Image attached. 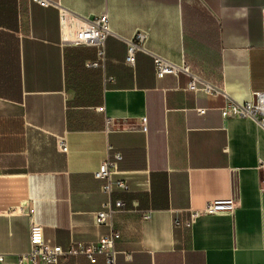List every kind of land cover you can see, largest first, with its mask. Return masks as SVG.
<instances>
[{
	"label": "crops",
	"instance_id": "crops-1",
	"mask_svg": "<svg viewBox=\"0 0 264 264\" xmlns=\"http://www.w3.org/2000/svg\"><path fill=\"white\" fill-rule=\"evenodd\" d=\"M52 1L0 0L4 264L29 250L32 221L65 248L110 232L95 222L107 195L94 173L114 151L122 154L116 177L128 187L114 194L127 208L114 217L117 264H264V129L224 118L225 98L187 90L183 74L158 78L144 51L127 63L125 42L143 32L144 48L186 59L246 101L264 92V0ZM102 13L116 35L106 40L104 64L94 66L97 49L69 41L81 16ZM63 134L68 152L57 147ZM235 192L233 212L192 219ZM57 264L105 259L76 255Z\"/></svg>",
	"mask_w": 264,
	"mask_h": 264
},
{
	"label": "built area",
	"instance_id": "built-area-1",
	"mask_svg": "<svg viewBox=\"0 0 264 264\" xmlns=\"http://www.w3.org/2000/svg\"><path fill=\"white\" fill-rule=\"evenodd\" d=\"M43 6H49L52 0H33ZM84 24L76 31L75 36L69 41L74 45H89L97 49V58L92 61L94 66H102L106 59V40L109 36L116 35L109 27L108 17L102 13L95 17L81 16ZM146 35L143 32L137 33L133 39H125L128 46L126 61L129 64L135 63L137 51H144L152 56L155 73L158 78L168 74H183L188 78L186 89L193 92H203L213 97H224L225 104L221 108L224 118H242L256 122L264 129V92H253L246 101H239L231 97L225 89L219 85L205 79L196 73L191 64L183 59L175 62L160 54L154 53L143 47ZM201 113L205 109L199 110ZM142 128L146 129V118L142 119ZM113 119H108V127L113 124ZM57 147L62 152H68V141L66 134L58 135L56 139ZM110 150H112L110 148ZM122 159L119 151L109 154L95 171V176L104 180L102 191L107 195V200L102 208L95 214L97 225L109 226L110 232L102 235L99 239L91 242L73 241L68 247L53 244L44 237L43 227L40 223L32 221L30 231V248L28 251L18 254V264H57L61 259L70 256L84 255L91 262H96L99 255H103L105 264H117L116 242L121 233L114 225L116 214L127 211L123 199L115 198L114 194L119 191H127L128 187L123 178L116 177L119 173L118 162ZM264 189V182H263ZM238 205L236 192L226 199H220L208 203L204 208L192 211V219L202 214H216L233 212ZM149 211H142V218H150ZM192 219L186 222L192 224ZM179 224V221H176ZM5 253L0 252V264H4Z\"/></svg>",
	"mask_w": 264,
	"mask_h": 264
}]
</instances>
